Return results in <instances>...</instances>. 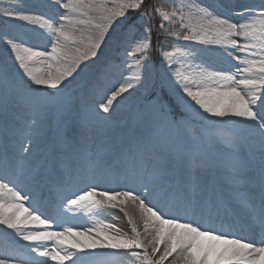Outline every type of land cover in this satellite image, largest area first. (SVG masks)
I'll use <instances>...</instances> for the list:
<instances>
[{"label":"snow or ice","instance_id":"obj_1","mask_svg":"<svg viewBox=\"0 0 264 264\" xmlns=\"http://www.w3.org/2000/svg\"><path fill=\"white\" fill-rule=\"evenodd\" d=\"M230 4L54 0L60 11L50 18L19 4L0 12L8 21L41 30L38 38L47 40L30 45L22 35L0 32L4 54L24 87L22 95H5V110L10 100L30 108L38 117L31 121L38 138L47 136L57 118L50 161L33 163L30 136L21 142L19 155L7 148L0 153V231L11 238L0 251V264H264V0ZM110 39L124 58L108 59L97 78L94 91L107 71L120 73L104 90L97 115L111 114L114 102L147 81L149 87L158 83L167 89L183 115L174 116L168 101L156 94L141 120L230 124L224 144L232 159L223 187L209 176L213 163L203 150L186 152L175 176L172 154L161 149L149 178L121 185L126 190L120 191L101 190L79 167L95 160L111 171L113 162L140 147L138 140L113 139L71 105L72 81L100 58ZM132 70L135 76L125 75ZM2 80L7 86V68ZM56 93L67 98L62 110ZM245 150L248 159L241 155ZM49 181L56 196L45 207L43 188ZM112 209L124 214L127 231L110 222ZM77 213L95 220L91 226L75 224ZM245 228L258 230L260 239L239 235Z\"/></svg>","mask_w":264,"mask_h":264},{"label":"rangeland","instance_id":"obj_2","mask_svg":"<svg viewBox=\"0 0 264 264\" xmlns=\"http://www.w3.org/2000/svg\"><path fill=\"white\" fill-rule=\"evenodd\" d=\"M204 2L207 4L219 5L222 0H204ZM223 2L227 4L228 0H223ZM259 2L260 0H231L230 6L259 4ZM17 4L32 9L34 14H44L46 15V18H50L60 11L54 6V0H0V12L6 9L9 5ZM165 6H167V4ZM132 15H138V13ZM5 30H7L10 35L24 36L29 41L30 45L43 46L47 44V40L38 38L41 30L36 29L31 25H25L23 22L8 21L6 18L0 17V32ZM169 40V44L173 43L171 39ZM106 44L107 46L102 49L100 58L89 64V67L80 75L76 76L75 80L72 81V84L70 85L71 105L74 109H81L95 127L109 130L113 139L120 141L121 139L126 138V143H134L138 140L140 141V147L134 148L127 159L121 160L118 164L113 162V168L110 172H120L122 175L119 180L118 178H111L103 174L107 170L106 163L97 165L95 160H93L91 164L87 161H83L79 162V167H81L83 171H86L87 168L91 166L98 167L95 168L90 175L92 179L95 178L94 180L100 176L101 179L104 180V182L98 181L105 186L101 187V190L114 188L117 191H120L122 184L139 182L149 178L152 171L158 167V153L161 149H165L172 154V171L175 176H179L180 171L182 170L183 165L181 158L186 152H198L203 150L207 152L213 163L209 176L217 185H224L226 169L231 161L224 159L223 156H232L229 150L225 147L224 141L230 134L232 126L227 123L210 125L199 119L182 123L180 126L156 124L141 120V114L148 110L149 101L156 94L162 95L163 98L168 101L172 107L174 116L179 118L183 115L180 106L174 103V98L168 95L167 89H160L158 83L155 87H149L148 82L146 81L145 87H137L130 96L125 94V98L120 100L119 103L114 102L115 110L111 111V114L97 115L96 105L101 102L104 90L119 79L120 73L113 70L107 71L103 76V84L94 91V86L97 85V78L104 70V64L108 59L117 56H119L120 59L124 58L123 51L117 52L115 39L108 40ZM5 68H7L10 73V80L7 86L4 85L2 80ZM159 70L160 69H157V71ZM125 75L135 76L136 72L135 70H132L131 72L125 73ZM24 79L27 78L25 77ZM48 91L52 92L54 90ZM23 92L24 87L23 81L20 79V74L17 72V69L13 67L12 61L7 59L3 51V44L0 42V140L6 136L5 132L8 127V124L4 121V113L6 112L3 103L4 97L5 95L9 98L15 97L22 95ZM55 95L57 108L62 110L67 102V98L64 93H56ZM14 106L25 107L16 105L10 100L7 109H9L8 107L11 108ZM19 114L22 115L21 119L23 123L17 136L14 137L12 141H8V147H5L4 143L1 142L0 145L19 155L21 142L25 141L26 136H30L33 140L32 156L30 157L33 163L42 165L45 161H50L51 154L56 149L53 140L57 118L55 116L52 118L47 136L38 138L35 135L36 126L31 123L33 119H38V117L30 108L21 110ZM6 143L7 141L5 144ZM93 150L95 151V146L93 147ZM3 151L4 150H0V153ZM241 155L245 159L251 157V153L247 150ZM134 156H137V158ZM258 159L259 157L257 155L256 160L258 161ZM146 163L150 164V166L141 169L140 166ZM0 167L3 168L1 163ZM132 167L139 170L137 171L139 177L135 180L130 178ZM173 168H175V170H173ZM110 211L111 216L114 217L110 222L117 223L118 226L127 231L128 225L126 219H124L125 217L121 216L120 213L114 209ZM82 217L87 218L84 221V224L88 226H91V223L95 220L94 217H90L84 213H77L73 222L79 224V220ZM100 218L104 219L108 217ZM7 241L10 242L9 237L5 236L4 233L0 231V251L8 245ZM124 264H128V262L125 261Z\"/></svg>","mask_w":264,"mask_h":264},{"label":"bare ground","instance_id":"obj_3","mask_svg":"<svg viewBox=\"0 0 264 264\" xmlns=\"http://www.w3.org/2000/svg\"><path fill=\"white\" fill-rule=\"evenodd\" d=\"M150 166V164H148V163H146V164H144V165H142V166H140L141 167V169H143V168H147V167H149ZM95 168H98V167H93V166H91V167H88L87 168V170L86 171H84V172H86V173H88L89 175L90 174H92L93 173V170L95 169ZM135 173L133 174V177H136V178H138L139 176H138V172L137 171H139L138 169H136L135 168ZM117 174H120V173H118V172H116V174L115 175H113V174H111L110 173V176H114V178L117 176ZM121 177V176H120ZM119 176H118V178H120ZM218 187H223V185H217ZM115 210V209H114ZM116 211H118V210H116ZM129 211L130 212H132L133 213V215L137 218V219H139V214H138V212H137V210H135V209H133V208H129ZM119 213H120V215L121 216H123V217H125L124 216V214L123 213H121L120 211H118ZM124 219H126V218H124ZM79 225H82V226H88V225H86V224H79ZM2 232V231H1ZM9 240H10V242H11V238L9 237ZM10 242H8L7 241V243L8 244H10Z\"/></svg>","mask_w":264,"mask_h":264},{"label":"trees","instance_id":"obj_4","mask_svg":"<svg viewBox=\"0 0 264 264\" xmlns=\"http://www.w3.org/2000/svg\"><path fill=\"white\" fill-rule=\"evenodd\" d=\"M153 23H154V24H158V23H159V20L157 19V20L153 21ZM155 40H156V33H155V31H154V32H153V41H154V45H155Z\"/></svg>","mask_w":264,"mask_h":264}]
</instances>
